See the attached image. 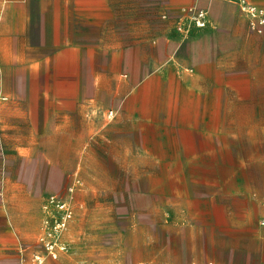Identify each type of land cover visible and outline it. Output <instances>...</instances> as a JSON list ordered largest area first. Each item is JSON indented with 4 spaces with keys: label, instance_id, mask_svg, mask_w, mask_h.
Returning a JSON list of instances; mask_svg holds the SVG:
<instances>
[{
    "label": "crops",
    "instance_id": "obj_1",
    "mask_svg": "<svg viewBox=\"0 0 264 264\" xmlns=\"http://www.w3.org/2000/svg\"><path fill=\"white\" fill-rule=\"evenodd\" d=\"M251 1L264 6V0ZM192 2L208 9L209 22L181 36L173 18L181 6ZM164 10L166 17L161 18ZM181 47L183 56L197 60L199 69L205 63L222 69L209 56L219 61L228 57L230 87L237 85L239 69L245 70L242 74L249 80L259 76L250 70L259 68L264 87V23L257 24L228 1L0 0V93L37 94L42 99L51 95V105L46 100L31 105L24 97L21 105L14 101L0 105V224L6 227L0 228V237L23 239L26 245L19 259L28 263L39 247L40 205L49 192L39 201L47 187V157L53 158L50 173L60 175L66 166L63 159H75L79 151L71 114L87 105H61L57 95L93 94L95 77L100 76L95 73V61L102 63L100 69L110 70L113 78L119 74L109 63L130 69L148 61L151 72L171 70L186 77L188 86L205 91L206 80L200 78L207 75L199 70L203 77H198L191 64L178 58ZM162 52L166 56L157 61ZM238 61H244L245 68H239ZM131 79L136 82L135 75ZM156 85L145 82L139 93H157V100L163 89ZM122 87L123 92H135L131 82ZM183 102L184 97L179 103ZM85 124L87 135L92 130L88 129L90 119L85 118ZM262 170L261 186L248 188L241 212L230 205L224 214L204 213L194 232L185 222L173 219L166 229L171 244L150 247L148 256L135 255L128 264H264V164ZM194 234L200 237L197 244Z\"/></svg>",
    "mask_w": 264,
    "mask_h": 264
},
{
    "label": "rangeland",
    "instance_id": "obj_2",
    "mask_svg": "<svg viewBox=\"0 0 264 264\" xmlns=\"http://www.w3.org/2000/svg\"><path fill=\"white\" fill-rule=\"evenodd\" d=\"M177 55L192 65V73L199 75L200 70L207 75L200 78L206 80L205 91L188 86L186 77L171 70L151 72L148 61L130 69L119 62L109 63L118 78L95 61V73L100 76L95 77L93 94L57 95L61 105H87V109L80 106L71 114L77 130V157L63 159L66 166L60 175L50 173L53 158L47 157V187L39 201L44 192L64 195L71 187L74 197L73 218L65 234L67 249L57 258L47 256L43 264H128L135 255L148 256L150 247L170 245L172 238L166 229L173 219L185 222L194 232L204 213L224 214L231 210L230 205L241 212L248 188L261 186L263 71L252 68L259 76L247 80L242 74L245 70L239 69L237 85L230 87L228 57L219 61L209 56L222 69H214L210 63L199 69L197 60L183 56L182 47ZM165 56L162 52L156 59ZM237 65L245 68L246 63L238 61ZM149 81L163 89L157 100V93H139L140 85ZM124 82H131L135 92H123ZM50 96L23 95L31 105L44 100L51 105ZM23 97L0 93V105L11 101L21 105ZM85 118L91 122L88 129L92 128L87 135ZM38 224L39 219L36 230ZM2 227L6 228L0 224ZM197 235L192 238L194 244L199 243ZM23 242L0 237V264H17L24 254Z\"/></svg>",
    "mask_w": 264,
    "mask_h": 264
},
{
    "label": "built area",
    "instance_id": "obj_3",
    "mask_svg": "<svg viewBox=\"0 0 264 264\" xmlns=\"http://www.w3.org/2000/svg\"><path fill=\"white\" fill-rule=\"evenodd\" d=\"M227 1L237 4L257 24L264 23L263 5L251 0ZM208 22V9L196 2L181 6L173 18L174 28L181 36H187L194 27H203ZM73 191L71 187L68 191L69 196L57 192H49L44 196L40 205V230L37 236L39 247L32 253L28 263L20 258L17 264H43L47 256L57 258L62 251L67 249L64 234L73 218Z\"/></svg>",
    "mask_w": 264,
    "mask_h": 264
},
{
    "label": "bare ground",
    "instance_id": "obj_4",
    "mask_svg": "<svg viewBox=\"0 0 264 264\" xmlns=\"http://www.w3.org/2000/svg\"><path fill=\"white\" fill-rule=\"evenodd\" d=\"M75 184H76V181H75ZM78 184V183H77ZM74 189V188H73ZM73 194H74V191H73ZM68 196L70 195V193L68 192L67 194ZM72 197H74V195H72ZM69 229V226L67 227V229L65 230V232Z\"/></svg>",
    "mask_w": 264,
    "mask_h": 264
}]
</instances>
